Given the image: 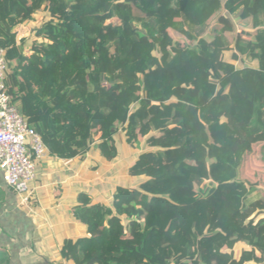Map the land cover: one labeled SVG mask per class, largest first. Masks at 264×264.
<instances>
[{
  "label": "trees",
  "instance_id": "obj_1",
  "mask_svg": "<svg viewBox=\"0 0 264 264\" xmlns=\"http://www.w3.org/2000/svg\"><path fill=\"white\" fill-rule=\"evenodd\" d=\"M221 1L212 27L187 15ZM0 47L51 156L142 147L110 204L78 194L69 264H264V169L241 162L264 151V0H0Z\"/></svg>",
  "mask_w": 264,
  "mask_h": 264
},
{
  "label": "crops",
  "instance_id": "obj_2",
  "mask_svg": "<svg viewBox=\"0 0 264 264\" xmlns=\"http://www.w3.org/2000/svg\"><path fill=\"white\" fill-rule=\"evenodd\" d=\"M15 31L17 41L29 36L23 25ZM121 160L105 164L95 152L82 158L47 152L36 162L25 205L0 172V264H69L61 256L62 246L86 234V226L73 217L77 196L86 192L93 202L110 204L115 187L129 182L128 164Z\"/></svg>",
  "mask_w": 264,
  "mask_h": 264
},
{
  "label": "built area",
  "instance_id": "obj_3",
  "mask_svg": "<svg viewBox=\"0 0 264 264\" xmlns=\"http://www.w3.org/2000/svg\"><path fill=\"white\" fill-rule=\"evenodd\" d=\"M5 51L0 47V172L5 184L29 202L28 187L36 178V162L48 150L41 137L29 126L5 91Z\"/></svg>",
  "mask_w": 264,
  "mask_h": 264
},
{
  "label": "rangeland",
  "instance_id": "obj_4",
  "mask_svg": "<svg viewBox=\"0 0 264 264\" xmlns=\"http://www.w3.org/2000/svg\"><path fill=\"white\" fill-rule=\"evenodd\" d=\"M223 12H224V1H221V2H215V3L192 4L188 8L187 15L190 18V20L194 23L206 21L209 23L210 27H212L215 23L217 16ZM14 33L16 36L18 35V32L15 31ZM227 57L229 58L230 56L228 55ZM200 134H204V131L202 129H201ZM116 143L118 144V147H119L118 161L121 159L124 161L126 160L132 161L134 157L137 156L142 150V147L140 145H137L135 148H130L129 146H126L119 139H116ZM242 160H244V165L242 166V169L244 168V170H246L247 168H250V162H252L253 160L258 161V164L261 165V169H264V151L259 150L258 147L254 149L252 146H250L246 150V153L241 159V162ZM261 174H262L261 171L254 172L252 174L253 176L252 178L254 179L257 178L258 180H260ZM256 187H258L257 188L258 190L261 189L262 192H264L263 186L257 185ZM255 195L257 194H254V196Z\"/></svg>",
  "mask_w": 264,
  "mask_h": 264
}]
</instances>
